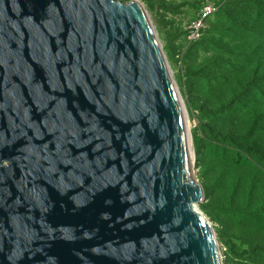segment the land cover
<instances>
[{"label":"water","instance_id":"95a60500","mask_svg":"<svg viewBox=\"0 0 264 264\" xmlns=\"http://www.w3.org/2000/svg\"><path fill=\"white\" fill-rule=\"evenodd\" d=\"M142 11L0 0V264H222Z\"/></svg>","mask_w":264,"mask_h":264},{"label":"rangeland","instance_id":"374dc122","mask_svg":"<svg viewBox=\"0 0 264 264\" xmlns=\"http://www.w3.org/2000/svg\"><path fill=\"white\" fill-rule=\"evenodd\" d=\"M116 1L142 5L169 68L203 192L196 208L212 225L221 263L264 264V117L255 111L264 107V0ZM205 5L214 11L190 38Z\"/></svg>","mask_w":264,"mask_h":264},{"label":"built area","instance_id":"2783aa9c","mask_svg":"<svg viewBox=\"0 0 264 264\" xmlns=\"http://www.w3.org/2000/svg\"><path fill=\"white\" fill-rule=\"evenodd\" d=\"M213 11L214 9L211 5H205L202 7L198 17L191 22L188 28L190 38H194L198 35V32L202 28L204 21L213 13Z\"/></svg>","mask_w":264,"mask_h":264},{"label":"trees","instance_id":"16d2710c","mask_svg":"<svg viewBox=\"0 0 264 264\" xmlns=\"http://www.w3.org/2000/svg\"><path fill=\"white\" fill-rule=\"evenodd\" d=\"M260 94H264L263 93V88L260 90ZM255 111L257 113V116H256L257 119H261V118L264 117V107L258 106L255 109ZM261 160H264V158H262ZM245 215H248V214H245ZM257 222L261 223L264 226V208L263 207L257 212Z\"/></svg>","mask_w":264,"mask_h":264},{"label":"bare ground","instance_id":"6f19581e","mask_svg":"<svg viewBox=\"0 0 264 264\" xmlns=\"http://www.w3.org/2000/svg\"><path fill=\"white\" fill-rule=\"evenodd\" d=\"M133 2H135V1H133ZM135 4L138 5V8L141 10L140 5H139L137 2H135ZM141 11H142V10H141ZM142 13H143V12H142Z\"/></svg>","mask_w":264,"mask_h":264}]
</instances>
